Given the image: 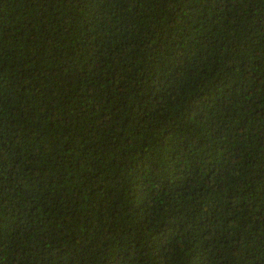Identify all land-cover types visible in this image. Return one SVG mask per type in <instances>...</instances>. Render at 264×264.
Instances as JSON below:
<instances>
[{"label": "trees", "instance_id": "1", "mask_svg": "<svg viewBox=\"0 0 264 264\" xmlns=\"http://www.w3.org/2000/svg\"><path fill=\"white\" fill-rule=\"evenodd\" d=\"M0 264H264V0H0Z\"/></svg>", "mask_w": 264, "mask_h": 264}]
</instances>
